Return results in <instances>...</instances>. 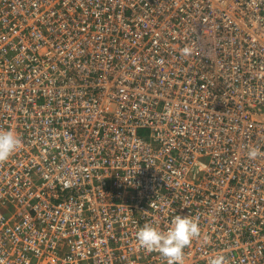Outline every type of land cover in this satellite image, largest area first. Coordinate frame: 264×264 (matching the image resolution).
I'll return each mask as SVG.
<instances>
[{
	"label": "built area",
	"instance_id": "2783aa9c",
	"mask_svg": "<svg viewBox=\"0 0 264 264\" xmlns=\"http://www.w3.org/2000/svg\"><path fill=\"white\" fill-rule=\"evenodd\" d=\"M8 130L0 264H264V0H0Z\"/></svg>",
	"mask_w": 264,
	"mask_h": 264
},
{
	"label": "clouds",
	"instance_id": "9594fccd",
	"mask_svg": "<svg viewBox=\"0 0 264 264\" xmlns=\"http://www.w3.org/2000/svg\"><path fill=\"white\" fill-rule=\"evenodd\" d=\"M192 49L185 46L181 49L182 55H190ZM20 140L11 130L0 132V161H4L18 148ZM258 149L252 147L247 156L255 159ZM200 227L190 216L176 214L167 231L152 224H145L136 232V239L141 247L148 252H158L167 259V264H183L184 249L190 242L200 235ZM224 257L217 256L211 259L210 264H223Z\"/></svg>",
	"mask_w": 264,
	"mask_h": 264
}]
</instances>
